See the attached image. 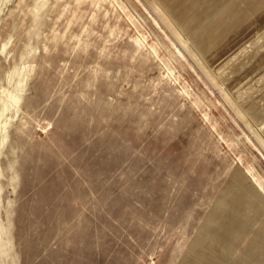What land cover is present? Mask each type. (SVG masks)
<instances>
[{"label":"rangeland","instance_id":"rangeland-1","mask_svg":"<svg viewBox=\"0 0 264 264\" xmlns=\"http://www.w3.org/2000/svg\"><path fill=\"white\" fill-rule=\"evenodd\" d=\"M154 1L0 0V264H264V13L235 84Z\"/></svg>","mask_w":264,"mask_h":264},{"label":"bare ground","instance_id":"bare-ground-1","mask_svg":"<svg viewBox=\"0 0 264 264\" xmlns=\"http://www.w3.org/2000/svg\"><path fill=\"white\" fill-rule=\"evenodd\" d=\"M151 1L154 3L155 7L159 8V10H160V7L157 5V3L154 0H151ZM194 1H196V0H194ZM224 1L225 0H217L214 6L213 5L207 6L206 5V8H204V10L202 11L201 17H200L198 13H196V14L192 13L191 14L190 12H188V10H187L188 7L182 8V6H181L182 4L176 5V0H163V2L168 5V7L171 11H174L179 16H181L187 22V25H190V26H192L194 24H199L201 22H205V20L208 17L216 14L220 8L224 7V6H222ZM256 1L257 0H239L237 3L232 5L228 10L224 9L225 11L218 14L216 19H214L208 26L203 28L202 31L199 32L195 36V40L197 41V43H202V48L204 47L206 49L205 54L209 57V59L211 61H213L214 64H217V66L222 67L224 74L227 75V79L229 78L228 81H231V82L234 81L235 84L239 83V80L242 76L245 75L246 77H248L250 75H253L257 71L259 72L260 66L262 69H264V51H263V54H261L260 57L256 56L257 58L256 57L254 58V61H253L254 67L253 68L248 67L249 68V69L247 68L248 71L247 72L244 71V74L242 76L240 74V75H236L234 77L232 67L235 66L236 64H239L240 67H242V66L247 67L245 64H248V61H249L248 59H250L252 56L250 55L251 56L250 57L249 54H247L246 56H243L242 58H238L236 56L237 54H234L232 51L233 47H232V50L229 49V48H231V46H236V44L238 43V41H237L238 39H236L235 37L239 38L240 35H244V33H246V30L248 29V24L250 22H253L252 19H253L255 13L257 11H260V10H262V12L264 13V11H263L264 7H263V9L262 8L259 9L260 7L255 6L256 4L252 5V3L256 2ZM208 2H209V0H208ZM201 7H202V4H201ZM165 19H167L168 21H171L167 17V15H165ZM257 19L258 18H256L255 20H257ZM263 23H264V19H263ZM250 25H251V23H250ZM256 30H257V28H256ZM193 33L191 32V36ZM252 36H254V35H252ZM178 37H179L181 43L186 47V49L191 52V54L194 56V58H196L198 63L202 67H204V69L209 73L211 78L214 81L218 82L217 78L210 72V70L204 64L202 59L197 55V53L195 51H193L190 48L189 40L185 39L179 31H178ZM257 37H259V36H257ZM244 38H246V37H244ZM190 40H191V38H190ZM261 41H264V40H261ZM261 41L259 43H261ZM231 51H232V54H230ZM255 68H257L258 70H256ZM220 87L228 95V91H226V89H225V87H226L225 84L220 83ZM228 96H230V95H228ZM18 101H19V96L17 93H15V92L14 93H7V98L3 99L2 108L0 109V116L8 108L9 104L16 106ZM257 105L258 104L255 103L253 105L254 106L253 109L263 108V107H259V105L258 106ZM243 116H245L244 113H243ZM250 125H251L250 128H251L252 132L254 133V135L256 136V138L264 146V137L262 136V134L259 133V131H257L255 129L256 127L254 128L252 126V124H250ZM260 185H261V183H260ZM262 189H264V188H262Z\"/></svg>","mask_w":264,"mask_h":264},{"label":"crops","instance_id":"crops-1","mask_svg":"<svg viewBox=\"0 0 264 264\" xmlns=\"http://www.w3.org/2000/svg\"><path fill=\"white\" fill-rule=\"evenodd\" d=\"M216 1L217 0H214V1H204V3H206L207 5H215V3H216ZM182 4V5H181ZM176 5H181V6H185V5H187L186 7H188L187 8V10H188V12H190L191 14L192 13H198L199 14V16L201 17V14H202V12L201 13H199L198 12V10L196 9V8H193L192 7V1L191 0H176ZM195 6V5H194ZM195 11H194V10ZM211 9V8H210ZM197 11V12H196ZM173 13H175L174 11H172ZM176 15H178L177 13H175ZM179 16V15H178ZM195 16V15H194ZM197 18V17H196ZM238 41V43L236 44V46H231V48H229L230 50H232V47H233V53L234 54H237L236 56L238 57V58H242L243 56H246L247 54H249V56L250 55H252V54H250L251 53V50L252 49H254V48H256L257 47V45L258 44H245V43H240L239 42V39L237 40ZM242 44V45H241ZM247 47H250V48H247ZM242 49V50H241ZM232 51L230 52V54H232ZM248 56V57H249ZM251 57V56H250ZM260 111V110H259ZM262 111V110H261Z\"/></svg>","mask_w":264,"mask_h":264}]
</instances>
